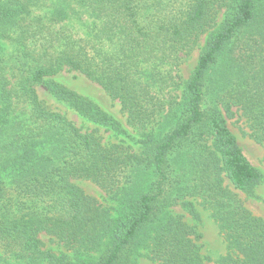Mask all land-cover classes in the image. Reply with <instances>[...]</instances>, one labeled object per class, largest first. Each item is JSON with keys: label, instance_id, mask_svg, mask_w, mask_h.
<instances>
[{"label": "trees", "instance_id": "trees-1", "mask_svg": "<svg viewBox=\"0 0 264 264\" xmlns=\"http://www.w3.org/2000/svg\"><path fill=\"white\" fill-rule=\"evenodd\" d=\"M62 72L98 84L132 130ZM236 114L264 145V0H0V246L19 264H211L199 203L223 239L216 264H264V218L234 191L253 196L262 179L227 124Z\"/></svg>", "mask_w": 264, "mask_h": 264}, {"label": "rangeland", "instance_id": "rangeland-1", "mask_svg": "<svg viewBox=\"0 0 264 264\" xmlns=\"http://www.w3.org/2000/svg\"><path fill=\"white\" fill-rule=\"evenodd\" d=\"M222 12L217 17V22L222 19ZM206 34L203 35L198 43V46L189 54L185 62L180 65V73L183 78H187L191 71L193 70L198 53L204 44ZM54 79L59 83L65 85L66 87L75 90L79 94L94 101L102 110L107 112L109 115L117 119L124 127L129 131L132 129L126 124L125 114L120 110V104L117 100L112 99L98 84L88 80L82 75L76 74L74 72H62L57 75ZM37 91L39 97L45 101L47 105L51 108H56L64 112L67 117L73 120L77 126L86 129L87 127H93L92 124L85 121L76 112L69 109L64 104L57 101L42 85L37 86ZM227 124L233 134L235 135L240 147L242 148L244 154L251 161V163L259 169L262 174V179L260 183L256 186L253 196L247 197L245 194L238 192L239 196L244 200L245 205L256 215L264 218V145L255 142L248 135V127L244 118L239 117L238 114L231 118H226ZM98 133L103 137V141L115 142V137L103 128H99ZM77 185H79L85 193L90 196L95 197L104 206H114V203L108 198L106 193L97 184L88 179H75ZM224 184L232 189L227 179L224 180ZM198 203V202H197ZM197 208L202 214V220L197 224V228L202 232L203 238V251L210 254L213 258L211 264H216L215 256L224 253V244L221 235L218 232L215 222L210 216L209 209L197 204ZM173 213L182 216L183 220L189 224H195L196 222L191 218V216L186 213L179 205L172 207ZM40 238L43 241L45 248H49L54 252L61 250L59 246L51 239L50 236L42 233ZM0 264H19L15 261L14 257L9 253L4 251L3 247L0 246ZM137 264H155L146 255L139 257Z\"/></svg>", "mask_w": 264, "mask_h": 264}]
</instances>
